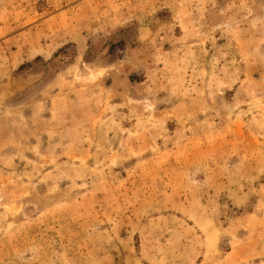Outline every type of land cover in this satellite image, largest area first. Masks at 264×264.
<instances>
[{
    "label": "rangeland",
    "instance_id": "obj_1",
    "mask_svg": "<svg viewBox=\"0 0 264 264\" xmlns=\"http://www.w3.org/2000/svg\"><path fill=\"white\" fill-rule=\"evenodd\" d=\"M0 264H264V0H0Z\"/></svg>",
    "mask_w": 264,
    "mask_h": 264
}]
</instances>
